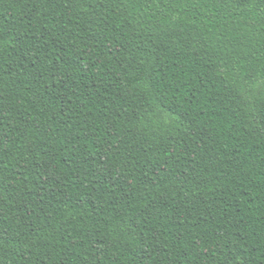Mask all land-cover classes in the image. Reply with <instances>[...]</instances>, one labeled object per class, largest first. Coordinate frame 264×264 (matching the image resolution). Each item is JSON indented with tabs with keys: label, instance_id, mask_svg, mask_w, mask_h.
<instances>
[{
	"label": "trees",
	"instance_id": "obj_1",
	"mask_svg": "<svg viewBox=\"0 0 264 264\" xmlns=\"http://www.w3.org/2000/svg\"><path fill=\"white\" fill-rule=\"evenodd\" d=\"M0 264H264V0H0Z\"/></svg>",
	"mask_w": 264,
	"mask_h": 264
}]
</instances>
